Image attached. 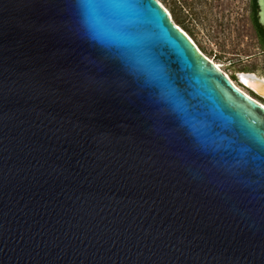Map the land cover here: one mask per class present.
I'll return each instance as SVG.
<instances>
[{"label": "water", "instance_id": "obj_1", "mask_svg": "<svg viewBox=\"0 0 264 264\" xmlns=\"http://www.w3.org/2000/svg\"><path fill=\"white\" fill-rule=\"evenodd\" d=\"M145 3L179 95L264 134V107ZM234 139L194 145L69 0H0V264H264V149Z\"/></svg>", "mask_w": 264, "mask_h": 264}, {"label": "clouds", "instance_id": "obj_2", "mask_svg": "<svg viewBox=\"0 0 264 264\" xmlns=\"http://www.w3.org/2000/svg\"><path fill=\"white\" fill-rule=\"evenodd\" d=\"M76 9L88 24V35L105 48L115 49L117 54L126 60L129 71L141 79L150 90L154 103L183 122V125L189 129L193 144L200 150L218 151L235 143L234 138L237 136L258 149H264V145L255 137L238 135L230 126L222 123L214 109L200 111L191 105V101L183 99L169 82L165 70L157 64L138 39L124 35L112 25L101 31L99 28L101 10L95 4L84 3ZM200 106L211 109V105L204 98L200 100ZM225 131L228 135H225ZM253 163L259 172L264 160L257 154L253 158Z\"/></svg>", "mask_w": 264, "mask_h": 264}, {"label": "rangeland", "instance_id": "obj_3", "mask_svg": "<svg viewBox=\"0 0 264 264\" xmlns=\"http://www.w3.org/2000/svg\"><path fill=\"white\" fill-rule=\"evenodd\" d=\"M157 1L170 12L172 22L240 86L244 87L240 74L264 78V45L253 26L251 0Z\"/></svg>", "mask_w": 264, "mask_h": 264}, {"label": "snow or ice", "instance_id": "obj_4", "mask_svg": "<svg viewBox=\"0 0 264 264\" xmlns=\"http://www.w3.org/2000/svg\"><path fill=\"white\" fill-rule=\"evenodd\" d=\"M84 3L95 4L101 10V13L107 14L110 25L117 28L124 35L138 39L147 49L151 47L149 24L159 22V14L151 3H145V0H69V4L75 8ZM156 62L165 70L168 77L163 63ZM237 134L255 137L264 145V134H261L258 129L242 127Z\"/></svg>", "mask_w": 264, "mask_h": 264}, {"label": "bare ground", "instance_id": "obj_5", "mask_svg": "<svg viewBox=\"0 0 264 264\" xmlns=\"http://www.w3.org/2000/svg\"><path fill=\"white\" fill-rule=\"evenodd\" d=\"M162 7L166 10V12L169 14L170 18L172 19V16L170 14V12L162 5ZM176 27H178V29L180 31H182L190 40L191 42L196 46V48L202 53V55L204 57H206L211 63H213L222 73H224L234 84V86L239 89L242 93H244L245 95H247L248 97H250L251 99H253L254 101H256L257 103H259L260 105H262L264 107V103L262 101H260L259 99H257L255 96H253V94L250 92V90H248L247 88H251L253 90H255L256 92H258V94L262 97H264V78L262 77H258L257 75H253V74H240L239 75V79L241 81L242 84H244L246 87H242L240 86L237 82H235L231 76L226 73L223 68L218 65L217 63H215L214 61H212L210 58H208L198 47V45L195 43V41L190 37V35L185 32L180 26H178L177 24H175Z\"/></svg>", "mask_w": 264, "mask_h": 264}, {"label": "flooded vegetation", "instance_id": "obj_6", "mask_svg": "<svg viewBox=\"0 0 264 264\" xmlns=\"http://www.w3.org/2000/svg\"><path fill=\"white\" fill-rule=\"evenodd\" d=\"M252 6V21L255 31L257 32L258 38L260 39L261 43L264 45V31L260 28L257 13H258V5L257 0H251Z\"/></svg>", "mask_w": 264, "mask_h": 264}]
</instances>
